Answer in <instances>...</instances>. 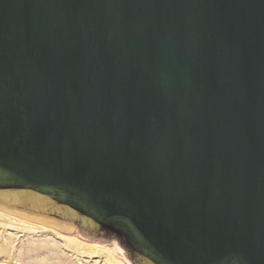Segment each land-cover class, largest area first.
<instances>
[{"label":"water","instance_id":"obj_1","mask_svg":"<svg viewBox=\"0 0 264 264\" xmlns=\"http://www.w3.org/2000/svg\"><path fill=\"white\" fill-rule=\"evenodd\" d=\"M0 207L264 264V0H0Z\"/></svg>","mask_w":264,"mask_h":264},{"label":"rangeland","instance_id":"obj_2","mask_svg":"<svg viewBox=\"0 0 264 264\" xmlns=\"http://www.w3.org/2000/svg\"><path fill=\"white\" fill-rule=\"evenodd\" d=\"M0 212V264H131L108 245Z\"/></svg>","mask_w":264,"mask_h":264},{"label":"bare ground","instance_id":"obj_3","mask_svg":"<svg viewBox=\"0 0 264 264\" xmlns=\"http://www.w3.org/2000/svg\"><path fill=\"white\" fill-rule=\"evenodd\" d=\"M0 209H2V210L5 211V212H8V213L10 212V214L13 213V214H15L16 216H22L23 218H26V219H29V220H33V221L38 222V223H41V224L48 225V224H46V223H43V222H40V221L34 220V219H32V218H29V217H26V216H23V215L17 214V213H15V212H12V211H9V210H6V209H3V208H1V207H0ZM0 216L3 217V216H4L3 213L0 212ZM48 226H51V225H48ZM56 228H57V227H56ZM59 229H60V228H59ZM62 230H63V229H62Z\"/></svg>","mask_w":264,"mask_h":264}]
</instances>
